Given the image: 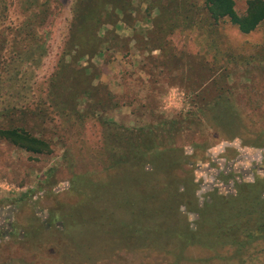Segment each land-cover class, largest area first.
Here are the masks:
<instances>
[{
	"label": "rangeland",
	"instance_id": "rangeland-1",
	"mask_svg": "<svg viewBox=\"0 0 264 264\" xmlns=\"http://www.w3.org/2000/svg\"><path fill=\"white\" fill-rule=\"evenodd\" d=\"M43 1L35 0L40 7ZM233 1L235 11L244 13L248 0ZM23 2L3 0L7 19L0 31L14 28L19 35L23 17L18 4ZM75 3L50 0L47 23L33 31L37 44L47 47L45 56L38 60L34 52L36 61L14 63L7 70L0 66V129L24 130L49 146L32 154L0 140V264H237L193 246L176 231L185 232L187 224L195 228L198 216L185 206L192 209L190 197L200 206L210 202L217 184L218 163L201 155L197 137L175 142L184 143L186 157L172 156L155 167L111 165L116 159L109 148H124V127L153 123L158 114L171 118L186 112L194 92L212 98L216 74H238L226 85L248 86L251 100L264 112V22L242 34L226 21L210 24L203 0H98L97 47L74 50L69 34ZM198 12L201 27L191 25ZM240 74H252L253 80ZM190 155L197 158L193 165ZM192 171L195 183L201 182L195 197H178ZM162 178L174 190L178 186L177 195L163 191L144 203L145 186L151 182L154 196ZM128 202L136 204L131 208L137 215L143 209L152 218L160 217L161 203L173 221L164 228L139 221L132 226ZM85 207L93 212L86 214Z\"/></svg>",
	"mask_w": 264,
	"mask_h": 264
},
{
	"label": "trees",
	"instance_id": "trees-1",
	"mask_svg": "<svg viewBox=\"0 0 264 264\" xmlns=\"http://www.w3.org/2000/svg\"><path fill=\"white\" fill-rule=\"evenodd\" d=\"M49 3L50 0H44L40 7L38 3L35 2V0H24L23 5L18 4L20 10L19 13L21 17H23L17 28L19 35L13 34L14 28H7L4 31H0L1 67H5L7 70V68L10 69L14 63L21 64V62H26L28 60L36 61L38 56V60H40V57L47 54V47L44 43L37 44L38 36L33 34V31L35 28L43 27L47 23L48 18L50 17V12H48ZM191 6L194 7L193 5ZM37 8H39L37 12H30ZM4 10H6V6H3V0H0V25L7 19V12ZM203 10L205 12V18L210 24H217L221 21H226L236 26L242 34H249L264 22V0H248L246 2V10L242 14H238L235 11V3L233 0H203ZM98 12V0H76L72 12L73 16L72 22L70 24L71 27L69 34V43L74 50H86L87 48L91 50L97 47L96 32L98 29V19L100 18V14ZM202 18V12H198L197 17L192 20L191 25L201 27ZM12 46L14 50L10 49ZM32 47L34 49H31ZM34 52H37V57H33ZM7 61H9V63H7ZM3 62L7 64L4 65ZM16 69L19 71L17 66ZM210 70L212 72V69ZM234 75L238 74L226 72L221 76L217 74L212 75V78L217 76L219 77L217 88L214 90L215 95L212 98L210 97L207 99L205 97L206 94L203 93L202 90L198 91L200 93L194 92V94H192V106L186 112L178 113L176 116L171 118H167L166 116L158 114L154 115L153 123H144L134 128L124 127V140L121 141L124 145V148L119 146H116L112 149L109 148L112 161L116 159L115 162L111 163V165H120L124 163V165L128 167H131L132 165H139L141 167L151 165L155 167L158 165V163L164 165L172 156H178V159L181 157H186L182 155V147H184V143H182L181 146L180 144L178 146V144L175 143L179 138L181 139L185 137V139H188V137H191L190 140H194L195 137H197L198 140H200L207 133V131H209L208 128L211 127L213 130L218 129L219 127L222 128L225 120L229 118L232 120L238 119L242 123L245 122V125L248 124L250 126L254 125L250 123V121H252L254 118L257 121L260 120L261 124L258 127V131L264 134V112H262L261 106H257L256 103L254 104V101L251 100L250 94L248 93L250 92L248 86L239 87L237 83H229L226 85L227 79H232ZM238 77L240 79H250L251 81L253 76L252 74H240ZM53 87L54 84L52 83L51 88ZM243 98L245 100H243ZM240 101H242V103H240ZM0 140H5L17 148L32 154H41L49 150V146L45 140L36 138L31 134H28L26 131L18 128L0 129ZM115 142H117V140H115ZM178 150V153L180 154L175 156ZM167 176L168 178L166 177V180L170 179V174H167ZM164 180V178L161 179L163 186L161 189L156 187L154 196H152L153 193L151 192V182L145 186L143 193H145L146 196L144 197L142 193L144 203H148L149 199L155 198L157 194L159 195L163 191L169 192L171 190L173 195H177L176 191H178V186L174 190V185H165L163 182L166 180ZM172 182L175 183L174 178ZM176 183H179V181ZM196 186L197 184L195 183L194 177L189 178L187 186L181 190V194L179 191L178 197L180 195H182V198L184 197L183 195H186V198H188V196H192ZM128 193L130 194L134 192L131 190ZM190 199L191 197L189 198V203L192 206V209L186 205V212L187 210L193 211L197 214L198 220L196 221L194 229L189 227L190 224H187L185 227V232L179 231L180 229L176 230L178 233H180V236L184 234L185 240L188 238L190 244L211 252L216 249L225 248V246L220 244L234 248L245 247L244 244L247 241H242L239 239L223 240L224 238L221 237V234L238 233L246 230L250 223L249 217H244L241 220H231L232 223H234L232 224L230 221H224L223 214H226V210L217 197L212 198L211 204H205L203 208L197 209L195 208V201ZM128 203L129 205L127 206L129 215H131L130 222L132 226L139 221L147 223L151 222L164 228V226H166L169 221L170 223L173 221L172 219H168V216H166L167 212L163 207L164 205L161 203L160 217L156 218L154 216L152 218V215H146L143 209H141L143 213L141 215H137V212L131 208L134 207L136 209V204L134 202ZM230 208L231 206H229V209ZM84 209H86V214L93 212L92 207H85ZM101 210H99V212ZM105 216L106 215L100 217L104 218ZM177 216L179 215L176 214L174 219ZM93 222H95L96 225L97 222ZM126 224L127 223L124 222L125 228L128 226V224ZM106 227L108 228V226L102 228L106 229ZM133 230L136 232L137 228H133ZM176 231L173 230V232ZM136 233H139V231ZM162 233L164 234V232ZM148 244L149 243H147L145 246ZM163 245L164 242H160V246L162 247L161 249L166 247H163ZM176 247L179 246L176 244Z\"/></svg>",
	"mask_w": 264,
	"mask_h": 264
},
{
	"label": "flooded vegetation",
	"instance_id": "flooded-vegetation-1",
	"mask_svg": "<svg viewBox=\"0 0 264 264\" xmlns=\"http://www.w3.org/2000/svg\"><path fill=\"white\" fill-rule=\"evenodd\" d=\"M243 100L245 99L243 98ZM244 123L238 119H226L222 128L213 130L210 127L208 130L213 131V134L206 133L202 139L198 140L199 145L203 144L201 155L211 156L207 161L214 160L218 163L214 176L217 184L210 190L212 191L209 194L210 202L206 201L200 206L195 198H192V201H195L196 209L203 208L205 204H211L212 198L216 195L226 210V214H223L224 221L232 223V221L241 220L244 217L250 218L249 226L246 228L248 231L221 234L223 240L247 241L244 248L220 244L225 248L216 249L212 253H222L216 255L219 257H231L232 263L264 264V134L258 131L260 120L250 121L254 124L253 126ZM200 159L202 162H206L203 157ZM187 160L193 165L192 161L197 158L190 155ZM191 175L194 177V173ZM198 184L193 192L194 197L201 182ZM203 187L205 186L201 185V188ZM229 206H231L230 209ZM10 213L14 216V212ZM187 213H193V211L187 210ZM11 223L10 219L8 228L13 231L15 228L12 229Z\"/></svg>",
	"mask_w": 264,
	"mask_h": 264
}]
</instances>
